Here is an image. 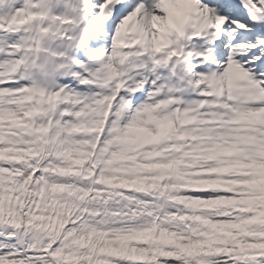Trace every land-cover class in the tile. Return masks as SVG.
Segmentation results:
<instances>
[{"label":"snow or ice","instance_id":"6c2138e0","mask_svg":"<svg viewBox=\"0 0 264 264\" xmlns=\"http://www.w3.org/2000/svg\"><path fill=\"white\" fill-rule=\"evenodd\" d=\"M0 264H264V0H0Z\"/></svg>","mask_w":264,"mask_h":264}]
</instances>
